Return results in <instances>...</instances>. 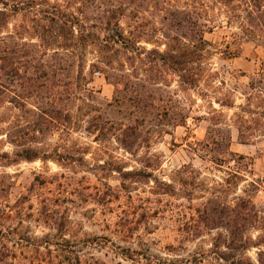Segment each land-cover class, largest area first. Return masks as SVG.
<instances>
[{
  "label": "rangeland",
  "instance_id": "obj_1",
  "mask_svg": "<svg viewBox=\"0 0 264 264\" xmlns=\"http://www.w3.org/2000/svg\"><path fill=\"white\" fill-rule=\"evenodd\" d=\"M48 1L70 12L85 3ZM166 1L178 8L192 3ZM211 3L212 31L205 34L209 53L193 88L180 86V47L174 43L173 58L165 54L161 34L167 26L155 11H140L137 17L128 11L119 21L125 34L143 32L140 53L116 45L101 58L89 46L79 51L82 58H35L50 80L45 88L61 93L68 119L57 124L35 126L45 100L13 99L25 84L5 77L0 210L11 217L0 224L28 237L17 247L21 262L259 264L264 251V40L243 36ZM29 18L19 12L6 31L19 30L23 42L35 43ZM78 63L84 64L83 74ZM33 70L25 65L20 74ZM109 74L115 78L106 80ZM185 111L189 116L180 125ZM130 124L139 125V134L125 147L118 140L120 129ZM225 136L240 157L219 156ZM207 138L219 143L211 145L219 146L218 153L201 149ZM239 198L251 201L257 218L231 244L228 208Z\"/></svg>",
  "mask_w": 264,
  "mask_h": 264
},
{
  "label": "trees",
  "instance_id": "obj_2",
  "mask_svg": "<svg viewBox=\"0 0 264 264\" xmlns=\"http://www.w3.org/2000/svg\"><path fill=\"white\" fill-rule=\"evenodd\" d=\"M209 1L213 5H219L218 9L228 14V23L234 22L243 36L264 40V0H191V4L183 2L180 8L169 5L166 0H85L81 7L76 8V12H70L68 8L48 0H0V97L4 94V90H7L5 77L10 76L12 83L21 80L25 84L23 92L15 94L13 99L23 101L39 96L45 100L47 107H38V119L34 125L38 123L57 124L63 119H68L61 103L60 91L45 88L47 87L46 83L50 80L45 77L46 74L42 70L44 64L40 59L36 60L35 58L47 56L62 58L67 54L75 58L81 55L78 58H82L79 51L89 46L95 47L96 53L100 54L101 58H105L104 53L108 48L116 45L132 53L145 51L144 48L138 46L141 39L140 34L143 32L138 29L136 33L125 34L119 25L120 19L125 17L128 11L134 12L135 17L140 11H155L160 16L162 15L161 18L167 26L166 31H162L161 34L167 41L165 44L168 50L165 54H168L169 58H173L170 53L174 49L173 45L174 43L179 44L180 86L193 88L202 75L203 59L209 53L207 50L209 44L205 39V34L212 31L210 26L212 21L208 16V10L211 8L208 5ZM233 1L236 2L235 5L232 4ZM159 3L162 8H159ZM19 12L29 15V21L32 23L31 28L35 34V43L23 42V37L19 36V30L12 34L6 31L10 18ZM91 13H94L95 16L92 17ZM22 16L24 17V15ZM18 28L20 30L22 28V32L26 31L22 25H19ZM25 46L33 47L35 50L27 51L24 49ZM51 46L52 48H50ZM49 50H51V54H48ZM25 65L36 69V71L33 70L30 75L22 76L20 69ZM91 66L93 67L94 64ZM77 67L79 73L83 74L84 64L78 63ZM38 71L41 72L37 74ZM113 78H115L113 74L105 77L106 80ZM53 86L54 84L51 87ZM188 116V112H180V125L185 124ZM32 131L41 133L42 130L34 127ZM138 132L139 125H127L120 129L118 140L122 145L128 147L129 141L138 135ZM238 134L240 138L244 135L240 129H238ZM209 140L210 138H207L201 149L210 151V153L217 152L219 146L212 148L211 145L215 144L216 146L219 143L212 139ZM221 142H223V149L219 156L222 158L224 156L240 157L230 151L228 136H225ZM23 157L30 160L35 156ZM250 185L256 189L254 183H250ZM46 206L47 204H43V208ZM228 210L230 213L227 220L230 229L229 238L233 244L242 239L248 227H253L257 212L251 201L246 198H239L238 203L236 202ZM50 216L49 213L45 214V217H49L47 221H51ZM10 217L7 210H0V222L5 223ZM207 219L208 217H203V220ZM9 231L0 224V264H25L17 258L16 251L17 247L21 246L22 240L28 242L29 239L28 237L22 238L16 232V228L12 233ZM258 261L259 264H264V251L259 252Z\"/></svg>",
  "mask_w": 264,
  "mask_h": 264
}]
</instances>
